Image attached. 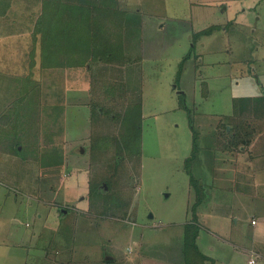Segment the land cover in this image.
<instances>
[{"label": "rangeland", "instance_id": "rangeland-1", "mask_svg": "<svg viewBox=\"0 0 264 264\" xmlns=\"http://www.w3.org/2000/svg\"><path fill=\"white\" fill-rule=\"evenodd\" d=\"M119 5L137 12L124 53L140 58L139 97L110 85L127 77L129 86L137 84L133 64L42 66L40 39L33 41L41 0H12L0 15V68L12 75L0 97L15 92L0 110V264H248L250 256L264 264L261 135L241 147L226 143L236 123L228 115L232 95L264 90L256 77L264 73V0ZM23 82L29 94L21 102ZM137 100L141 168L134 163L129 176L123 167L119 182L102 190L103 201L90 192L91 144L105 135L111 142L122 129L117 112ZM192 124L199 144L190 167L196 182L186 166ZM216 134L221 158L247 153L250 176L239 172L233 183L213 175L205 155ZM245 177L253 184H240ZM201 180L210 199L199 222L193 205ZM215 214L227 220L223 227ZM197 230L199 245L193 246Z\"/></svg>", "mask_w": 264, "mask_h": 264}, {"label": "trees", "instance_id": "trees-1", "mask_svg": "<svg viewBox=\"0 0 264 264\" xmlns=\"http://www.w3.org/2000/svg\"><path fill=\"white\" fill-rule=\"evenodd\" d=\"M41 1L42 11L35 22L33 41L35 43L38 38L40 39L42 66H82L91 65L97 60L124 65L130 61V57L126 58L127 55L124 53L125 41L136 33L137 12L122 9L119 0ZM11 2L12 0H0V15L4 16L7 13ZM117 52L122 54L117 56ZM182 63L181 65H183ZM128 79L129 77H127V81L125 78L120 79L118 85L115 82L110 85L119 86L130 96L139 97L141 86L139 84L129 86ZM202 83L205 85L204 80ZM23 84V89L26 92L18 98L21 102H24L29 94L26 82ZM108 87L109 85L106 86V88ZM233 102L236 104V98ZM101 108L104 110L103 113H108L110 110V108ZM141 109L140 100L127 103L122 112H117V118L120 119L122 129L117 132L116 136L114 134L110 136L111 142L107 140L109 135H105L104 141L99 139L103 138L100 136L98 139H94L91 144L94 155L89 170L90 192L103 201L106 200V197L102 190L105 187L112 189L114 184L119 182L123 167L128 169L129 176L134 175L130 170L131 165L135 163L136 168H141V144L134 142L135 137H140ZM94 114L95 111L92 112V115ZM235 119L236 123L231 130L227 128L226 124L224 126L225 130L232 132L229 140L226 141L228 146L232 144L241 147V145L251 143L258 133L261 136L258 137L256 145L261 146L263 144V118L240 114L235 116ZM192 129L193 148L191 155L186 159V166L191 174V181L196 182L193 180L194 176L190 167L198 154L199 144L193 124ZM16 150L18 152L23 151V149L20 151L18 145ZM199 186L198 196L193 205L194 209L203 199L202 186ZM194 219L197 220L196 214ZM197 232L198 230L194 232L192 237L193 246L197 244Z\"/></svg>", "mask_w": 264, "mask_h": 264}, {"label": "crops", "instance_id": "crops-1", "mask_svg": "<svg viewBox=\"0 0 264 264\" xmlns=\"http://www.w3.org/2000/svg\"><path fill=\"white\" fill-rule=\"evenodd\" d=\"M119 1L121 2V0H119ZM121 8L124 9L123 7H121ZM135 11L136 10H134L132 12H135ZM1 46H3V45H1ZM130 59H132V60H130L127 63V67H130L132 64L134 65V69H135V67H138L136 69V72L134 75L136 78H139L140 80H138L135 83H137L141 86V83H142V76H140L141 66L139 67L140 63H138V62H140V58L137 57L136 59H134V58L130 57ZM0 61H1L0 65H4L2 63L4 61L1 58H0ZM135 64H136V66H135ZM6 65H8V63ZM4 70H5L4 68H0V86L2 85V87H1L2 89H3V87L5 88L7 86V84L10 82V80L12 79V75L9 74V72H5ZM132 70H130V71H132ZM179 70H178L179 73H177V77L175 78V81L180 80L182 71H179ZM136 73L137 74L139 73L138 75L140 77L137 76ZM259 76H262L261 79L259 78ZM256 77H257V81H258L259 85L261 84L260 83L261 81L264 85V73H257ZM178 84H179V82L176 84V86ZM176 88H179V87H176ZM208 88H210V85ZM251 89H252V93L236 94L234 96L232 95V107H231L232 110H231V113L228 114L229 116L235 117V116L241 114V115H247V116L258 117V118L264 119V90L262 92V91H259V88H255V87H251ZM4 91H5V89H4ZM13 92H14L13 90H10V93H7L8 96L5 94L4 96L0 97V110L2 109V106H4L5 104L8 103L9 99L13 95ZM179 92H181V91H179ZM2 93H4V92H1V89H0V94H2ZM141 94H142V92H141ZM234 98H236V104H234V102H233ZM234 120L236 121V119H234ZM216 137H217V140H216V142L213 143V144H215L213 147V151H209L207 149V152L205 155V162L208 163V166H210L211 168L212 167L214 168V169L212 168L213 175L214 176L219 175L220 177H223V179L230 178V181L233 183H234V180L237 181V179L239 178V176H236L239 172H243V174L244 173H246V174L250 173L249 174V176H250L251 173H253L254 171L252 172V169H251L252 165L249 163V159H247L248 157L245 156V154L247 155V153H241V154L236 155L235 157H234V153H232L230 155V161H227V159H225V158H221L222 155L219 153L220 150L216 147L217 143H218V134H216ZM262 143H263V145H261V146H264V141ZM218 145H219V143H218ZM258 149L264 150V147H258ZM261 164H262L261 166L264 167V164L263 163H261ZM234 177H235V179H234ZM245 178H247V177H245ZM213 183H209V185L213 184ZM201 184L203 187L204 185H206L208 183L204 182V180H201ZM240 184H242L244 187L245 186L248 187L250 184L252 185L253 183H252V181H250V179L247 178L246 180H243L242 182H240ZM206 189L207 188L203 189L202 202L197 206L196 216H197V219L199 222H201V220H203L202 216H201V214H202L201 208H202V206L207 204L209 199H210V195H209L210 193L207 192ZM216 199H217V197H215V200ZM213 216H214L213 218H216V221L219 222L218 224L221 227H223L224 223L227 222L226 219L222 218L221 216H218L217 214H215ZM253 219H256V218L253 217L252 220ZM257 223H258V220L256 219V222L254 224H257ZM219 231H222V230H219ZM222 232H224V231H222ZM199 238H200V230L197 232L196 243H198ZM198 245H199V243H198ZM251 258H255V257L250 256L248 259V264H254L256 262V259H255L254 263H250L249 260Z\"/></svg>", "mask_w": 264, "mask_h": 264}, {"label": "built area", "instance_id": "built-area-1", "mask_svg": "<svg viewBox=\"0 0 264 264\" xmlns=\"http://www.w3.org/2000/svg\"><path fill=\"white\" fill-rule=\"evenodd\" d=\"M256 222V219H253L252 220V223H255ZM249 262L250 263H254L255 262V258H251L250 260H249Z\"/></svg>", "mask_w": 264, "mask_h": 264}]
</instances>
